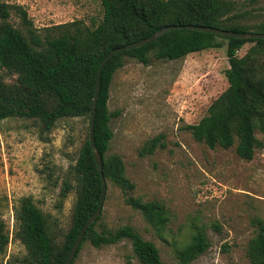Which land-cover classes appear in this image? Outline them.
<instances>
[{"label": "trees", "instance_id": "16d2710c", "mask_svg": "<svg viewBox=\"0 0 264 264\" xmlns=\"http://www.w3.org/2000/svg\"><path fill=\"white\" fill-rule=\"evenodd\" d=\"M100 17L92 27L79 20L34 29L25 10L0 2V122L31 119L41 132H49L56 122L81 119L88 125L97 67L111 49L149 37L157 30L176 25H197L233 33H264V19L250 23L248 12L236 10L233 0H99ZM225 43L226 88L208 106L205 116L185 127L191 138L208 149L234 147L235 155L250 161L264 145V40L233 39L188 30H171L142 47L119 52L108 59L99 75L92 138L101 159L106 183L123 194L133 190L124 175L119 156L107 154L112 138L110 120L115 113L107 108L114 72L125 60L144 66L150 61H176L186 55L221 48ZM250 46L242 55L237 52ZM8 80H4L5 78ZM256 135L262 136L260 139ZM162 148L158 139L144 149L150 154ZM58 198L73 193L64 230L53 232L45 215L30 197L19 198L12 207L10 239L24 249L20 260L0 264H62L80 227L97 207L101 181L87 142V126L74 160L60 177ZM124 203L136 211L155 232L167 224L166 210L156 201L125 197ZM84 232L71 264L83 242L101 248L126 241L138 264H165L155 246L140 237L129 225L116 229L94 227ZM253 234L245 248L247 264H264V222L251 220ZM215 231H219L214 226ZM7 234L0 231V254ZM209 243L195 225L186 243L177 251V264H190L205 253Z\"/></svg>", "mask_w": 264, "mask_h": 264}, {"label": "rangeland", "instance_id": "374dc122", "mask_svg": "<svg viewBox=\"0 0 264 264\" xmlns=\"http://www.w3.org/2000/svg\"><path fill=\"white\" fill-rule=\"evenodd\" d=\"M233 1L237 11L248 12L250 23L264 19V0ZM0 2L20 5L37 30L74 20L92 27L100 17L99 0ZM226 68L223 42L221 48L176 61L152 59L144 66L125 60L114 72L107 108L116 116L109 123L112 138L107 154L120 157L124 175L134 187L123 194L106 183L96 230L129 225L155 246L162 262L177 264L175 254L195 225L204 232L209 247L190 264H247L245 248L253 234L250 222L254 217L264 222V145L244 161L235 155L234 147L208 149L185 129L205 116L212 100L225 90ZM86 126L81 119L59 120L44 133L35 120L0 122V231L8 236L1 263L20 260L25 254L10 239L12 207L19 198L30 197L53 232L65 229L74 196L69 192L58 198L60 177L74 160ZM154 139L163 147L145 154ZM125 197L161 203L168 219L165 228L152 230L124 203ZM71 264L138 263L128 242L122 241L101 248L83 242Z\"/></svg>", "mask_w": 264, "mask_h": 264}, {"label": "water", "instance_id": "95a60500", "mask_svg": "<svg viewBox=\"0 0 264 264\" xmlns=\"http://www.w3.org/2000/svg\"><path fill=\"white\" fill-rule=\"evenodd\" d=\"M171 30L195 31V32H200V33H207V34L216 35L219 37L233 38V39H240V40H243V39L264 40V33H253V32L233 33L231 31L220 30V29H215V28H211V27L197 26V25H176V26L163 27L145 39H141L139 41H134V42L128 43V44L121 46V47L113 48V49L109 50L103 56V58L101 59L99 65L97 67L96 73H95L93 94H92V99H91L90 113H89L88 125H87V142H88V145H89V148L91 151L92 159L94 161L96 170L98 172V175H99L100 181H101L100 197H99V201H98V204H97L95 211L89 215V217L85 220L83 225L78 230V233H77V235H76V237H75V239H74V241H73V243H72V245H71V247H70V249H69V251H68V253H67L62 264H69L70 261L72 260L74 254H75V251L77 250V248L79 246V243L82 239L84 232L89 227V225L96 219V217H98V215L100 214V210H101L103 199H104L105 186L106 185H105V181H104V178H103L102 172H101V159L99 157L97 150L95 149V146L93 144V138H92V128H93L95 104H96V100H97V96H98V89H99V75H100V72L103 68V65L113 55H115L119 52H122V51L129 50V49L142 47L148 43L155 41L162 34L168 32V31H171Z\"/></svg>", "mask_w": 264, "mask_h": 264}]
</instances>
